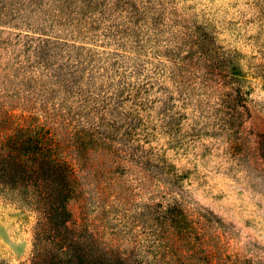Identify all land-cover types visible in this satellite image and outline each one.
<instances>
[{"label": "rangeland", "instance_id": "obj_1", "mask_svg": "<svg viewBox=\"0 0 264 264\" xmlns=\"http://www.w3.org/2000/svg\"><path fill=\"white\" fill-rule=\"evenodd\" d=\"M51 2L0 0V142L18 128L52 137L74 170L75 226L127 264H204L147 250L150 215L161 221L173 201L190 222L218 217L232 260L264 264V0H174L172 18L207 27L229 70L240 67L238 95L210 71L225 63L205 62L177 32L125 47L82 38ZM116 88L125 119L111 127L101 101H116ZM35 221L0 187V264L29 261Z\"/></svg>", "mask_w": 264, "mask_h": 264}, {"label": "trees", "instance_id": "obj_2", "mask_svg": "<svg viewBox=\"0 0 264 264\" xmlns=\"http://www.w3.org/2000/svg\"><path fill=\"white\" fill-rule=\"evenodd\" d=\"M52 1L56 3L57 11L54 19L59 20L60 25L71 26V33L78 37L87 38L85 33L91 30L97 40L113 36L123 40L124 43L118 41V46L125 47L129 39L140 42L141 36L145 38L146 33L154 35L157 40L165 31L168 34L177 32L171 38L184 40L188 48L198 52L205 62L232 61L229 54L219 52L214 46L215 37L200 31L202 26L194 22L180 24L172 18L173 15L178 16L174 0ZM75 14L80 17L76 18ZM206 28L203 26L201 29ZM144 40L149 41L147 37ZM186 57L180 58L182 62H191ZM173 63L175 68L179 67V63ZM230 69L232 71L225 63L223 68H212L210 71L220 77V87L230 89L229 94L238 95L241 87L236 78L240 75V67ZM114 90L116 101L111 97H102L101 101L103 119L108 122L104 125L111 127L125 119L119 111L124 106L119 100L122 91ZM100 136L103 140L110 138L103 133ZM0 187L16 191L20 201L35 213L32 250L26 264H127L124 252L101 246L93 236H86L75 226L68 208L75 191L74 170L52 137L18 128L0 142ZM151 215L146 245L155 261L158 256L170 254L171 258L193 257L204 264H238L239 258L233 256L235 260L231 259L232 255L227 253L217 232V228L223 226L222 221L212 213L205 217L207 222L204 224L200 223V219L190 222L181 204L173 201L160 212L161 221L154 222ZM209 225L211 227L207 231Z\"/></svg>", "mask_w": 264, "mask_h": 264}]
</instances>
